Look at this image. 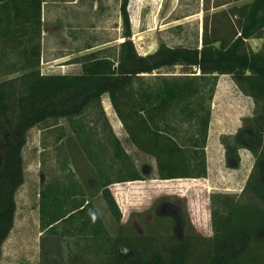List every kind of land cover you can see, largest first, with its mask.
Returning <instances> with one entry per match:
<instances>
[{
	"label": "trees",
	"instance_id": "trees-1",
	"mask_svg": "<svg viewBox=\"0 0 264 264\" xmlns=\"http://www.w3.org/2000/svg\"><path fill=\"white\" fill-rule=\"evenodd\" d=\"M42 2L0 0V44L16 51L23 38L30 51V56L22 53L28 70L0 81V261L14 227L16 193L25 182L23 150L31 128L60 127L61 141L65 130L59 120L69 122L93 163L108 208L120 222L110 184L144 178L114 134L102 96L109 95L130 141L155 157L159 178L206 177L211 103L219 75L229 74L253 99L255 110L235 134L221 135L226 165L239 168L243 148L256 160L239 194L211 195L213 235L189 227L182 238L156 232L113 236L66 153L60 162L67 172L40 191V264H264V0L232 9L238 25L231 39L205 32L200 47L161 43L147 54L138 52L132 38L130 0H121L123 41L78 57L79 73H42ZM253 37L263 39L260 50L247 48ZM178 65L180 73L168 70ZM90 109L110 131L116 180L108 174V146L95 142L83 120Z\"/></svg>",
	"mask_w": 264,
	"mask_h": 264
},
{
	"label": "rangeland",
	"instance_id": "rangeland-1",
	"mask_svg": "<svg viewBox=\"0 0 264 264\" xmlns=\"http://www.w3.org/2000/svg\"><path fill=\"white\" fill-rule=\"evenodd\" d=\"M59 1L55 4L52 15L46 14L43 25L50 29L52 35L45 36L42 41V73H59L64 70L62 66L74 59L79 48L92 44L95 45L93 49H100L121 42L123 24L118 10L119 0H97L94 4L92 0H83L82 4V0H79L81 6L64 3L67 0ZM247 2L249 0H132V38L140 54L155 51L161 43L175 47H200L205 32L231 39L236 34L238 25L232 9ZM73 31L75 33L71 34ZM262 45V38L253 37L247 40V48L254 51L260 50ZM22 53L19 49L12 51L0 44V81L28 70L24 61L27 58ZM62 54H67L68 58L58 57ZM67 68H71L68 69L71 73L76 72L73 69L75 67ZM168 70L180 73L182 68L178 65ZM102 105L114 134L132 156L144 178L141 179L144 182L110 184L109 188L114 196L126 197L118 205L121 210L120 222L116 221L102 196L99 179L90 183L91 177L98 178L97 173L93 163L83 154L69 122L65 118L59 120L65 130L64 139L61 140L63 143L57 141L60 127L45 130V125L35 126L28 132L27 144L23 150L25 182L16 193L14 227L3 244L0 264H40V191L56 176H63L67 169L60 170V161L65 159L66 153L69 161H75V177L82 183L86 197L96 206L110 234L118 237L151 232L165 236L173 232V224L165 218L169 215H161L151 206L153 202L164 199L178 203L181 212L184 207L195 232L210 237L213 235L211 195L239 194L244 188L256 157L250 150L240 149V154L247 152L245 162L241 161L239 168L242 169H234L237 170L235 176L229 178L226 174L232 168L226 165L225 148L220 137L222 134H235L242 126L243 118L254 115L255 103L241 92L229 74L219 75L211 103L212 132L206 153L209 150L212 157H217L215 161H211V169L207 171L206 177L171 181L148 178L152 175L151 167H143L151 164L155 168L154 157L144 154L130 141L118 115L123 126L116 133L110 116L115 109L107 93L102 96ZM98 118L95 109H90L83 116L95 142L108 146V174L114 179L118 172L115 170L117 165L111 166L113 147L109 138L110 131L105 130L102 119ZM61 144L64 145L63 149ZM174 227L175 224L173 229Z\"/></svg>",
	"mask_w": 264,
	"mask_h": 264
},
{
	"label": "crops",
	"instance_id": "crops-1",
	"mask_svg": "<svg viewBox=\"0 0 264 264\" xmlns=\"http://www.w3.org/2000/svg\"><path fill=\"white\" fill-rule=\"evenodd\" d=\"M59 0H43V2H42V7H41V13H42V21H43V25H44V21H45V19H46V14L47 15H52V12L54 11V9L56 8V5L55 4H57V2H58ZM93 1V4H94V2H97V0H92ZM120 1L121 0H119V4H118V10H119V13H120ZM251 0H249V2H250ZM59 2H61V1H59ZM80 2H81V0H80ZM62 3V2H61ZM64 3H68V4H76V5H80L79 4V0H67V1H65ZM83 3V0H82V2H81V4ZM131 4H132V0H130V2H129V12L131 13ZM81 6V5H80ZM69 9V8H68ZM94 9L96 10L97 8H96V6L94 5ZM131 15V14H130ZM120 17H121V15H120ZM21 30L19 31H17V33L20 35L21 34ZM67 33V32H66ZM71 34H74L75 33V31H73V32H70ZM49 35H52L51 34V32H50V29L49 28H46L45 26H42V33H41V58H40V62H42L43 61V59H42V51H43V43H42V41H43V39L45 38V36H49ZM51 40H53V38H51ZM121 41H123V38H121L120 39ZM18 49L20 50V51H22V52H24V53H27L29 56H30V51H29V46H28V44H27V42L23 39V38H21V39H19V41H18ZM87 46H89V45H87ZM91 46H93L92 48H86V47H82V48H79L77 51H76V54H75V56H74V59L73 60H69V61H67V62H69L68 64H65V65H63L62 67H64L63 69L64 70H62L61 72H59V73H71V72H69L68 71V69H71V68H67V67H75V68H73V69H75V73H79V72H81V64L77 61V58L78 57H81L83 54H85V53H88V52H91V51H94V50H97V49H93L94 47H95V45H92L91 44ZM85 51H87V52H85ZM68 55L67 54H62V55H60V56H58V57H60V58H64V59H67L68 57H67ZM58 57H55V59H57ZM63 59V60H64ZM65 71V72H64ZM249 97V96H248ZM251 97H249V99H250ZM252 99V98H251ZM110 115V114H109ZM116 115V116H115ZM111 116V119H112V121H113V127L117 130V132L116 133H118V131H120L121 130V127L123 126V124H122V122L120 121V119L117 117V114H116V111L114 110V112L112 111V115H110ZM212 122H210V128H209V135H208V139L209 138H211V124ZM134 144V143H133ZM208 144V143H207ZM137 147V146H136ZM209 146H207V148H208ZM208 152V155H207V171H210V169H211V161H215L216 160V157H217V155L216 156H214V157H212L210 154H209V150H207ZM142 152V151H141ZM128 153V152H127ZM144 154H146V153H144ZM149 155V154H148ZM241 157H242V163L243 162H245V157L247 156V152H241ZM150 156H152V155H150ZM154 160H155V168L153 167L152 168V166H151V164H148V165H146L145 164V166L143 167V168H145V167H151L150 169V171L152 172V175L150 176V177H148V178H150V179H152V180H164V181H168V180H179V179H182V180H190L192 177H180V178H173V179H159L158 177H159V175H158V169H157V162H156V159H155V157H154ZM70 162V167H71V169L74 171V172H77L76 171V169L73 167V164H74V162L75 161H73V160H70L69 161ZM243 165V164H242ZM242 168H239V170H241ZM60 170H63V168L61 167L60 168ZM234 169H229L228 171H227V176L230 178L231 176H235V172L238 170H234ZM155 176H157V178L155 177ZM60 178H62V176H59ZM95 179H98V178H95V177H91L90 178V183L92 184V183H95ZM112 180H116V179H112ZM122 182H130V183H138V182H144L143 180H132V181H121V182H113V183H111V184H116V185H118V184H121ZM110 187V186H109ZM111 190V189H110ZM113 194V193H112ZM124 196V195H123ZM114 197H116L115 199H116V201H117V203H118V205H120V202H121V200H122V198H126L125 196L124 197H122L121 195L120 196H117V195H115ZM154 203V202H153ZM152 203V204H153ZM151 204V205H152Z\"/></svg>",
	"mask_w": 264,
	"mask_h": 264
},
{
	"label": "flooded vegetation",
	"instance_id": "flooded-vegetation-1",
	"mask_svg": "<svg viewBox=\"0 0 264 264\" xmlns=\"http://www.w3.org/2000/svg\"><path fill=\"white\" fill-rule=\"evenodd\" d=\"M176 205H178V203L173 202L170 199H164L160 201L158 200L155 201L151 206L156 212L160 213L161 215H169V216H165V218H167V220H169L171 224H173L172 225L173 232L171 233H175L177 236L182 238L186 234L187 229L189 227L193 229V227L191 226L190 219L188 221V215L185 214L184 207L181 212L179 210L180 206L179 205L176 206ZM174 224H175L174 227L175 229H173ZM169 227L170 226H168V229Z\"/></svg>",
	"mask_w": 264,
	"mask_h": 264
}]
</instances>
